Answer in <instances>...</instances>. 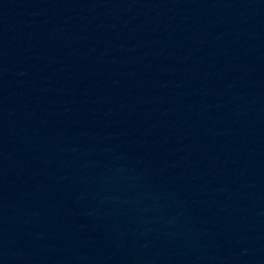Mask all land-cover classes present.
<instances>
[{"label":"water","instance_id":"95a60500","mask_svg":"<svg viewBox=\"0 0 264 264\" xmlns=\"http://www.w3.org/2000/svg\"><path fill=\"white\" fill-rule=\"evenodd\" d=\"M0 264H264V0H0Z\"/></svg>","mask_w":264,"mask_h":264}]
</instances>
